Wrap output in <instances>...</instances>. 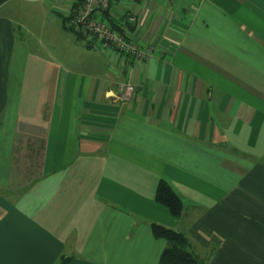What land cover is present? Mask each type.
<instances>
[{
    "label": "crops",
    "instance_id": "crops-1",
    "mask_svg": "<svg viewBox=\"0 0 264 264\" xmlns=\"http://www.w3.org/2000/svg\"><path fill=\"white\" fill-rule=\"evenodd\" d=\"M16 1L0 6V264H158L153 222L205 264H264V0L111 3L142 62Z\"/></svg>",
    "mask_w": 264,
    "mask_h": 264
},
{
    "label": "built area",
    "instance_id": "built-area-1",
    "mask_svg": "<svg viewBox=\"0 0 264 264\" xmlns=\"http://www.w3.org/2000/svg\"><path fill=\"white\" fill-rule=\"evenodd\" d=\"M117 0H73L70 9L66 12L69 17L67 26L82 34L85 44H97L106 50L118 52L124 59H135L138 62L145 60L148 50L141 48L127 32L115 30L105 17L111 3ZM143 4L146 0H137ZM75 6L72 11V7ZM130 23L136 21L134 14H127ZM136 87L132 82H124L118 86L117 96L122 102L133 99Z\"/></svg>",
    "mask_w": 264,
    "mask_h": 264
},
{
    "label": "trees",
    "instance_id": "trees-1",
    "mask_svg": "<svg viewBox=\"0 0 264 264\" xmlns=\"http://www.w3.org/2000/svg\"><path fill=\"white\" fill-rule=\"evenodd\" d=\"M7 1L9 0H0V6ZM74 7H72V11L75 9ZM105 17L115 30L125 31L121 21L112 19L108 14V10L105 13ZM68 19L69 17L66 15L63 16V25L75 35L78 42H82V34L67 26ZM124 20L125 27L132 30V24L129 23L126 17H124ZM90 45L92 44H86L88 47ZM154 197L156 203L165 207L173 217L177 219L181 217L184 210L183 201L168 181L165 179L158 180ZM150 227L154 238L165 241V247L161 252L158 264H205L195 253L192 243L184 233L154 222L150 224ZM71 260V257L62 256L55 264H69Z\"/></svg>",
    "mask_w": 264,
    "mask_h": 264
},
{
    "label": "rangeland",
    "instance_id": "rangeland-1",
    "mask_svg": "<svg viewBox=\"0 0 264 264\" xmlns=\"http://www.w3.org/2000/svg\"><path fill=\"white\" fill-rule=\"evenodd\" d=\"M72 0H62L61 2H58V0H45V1H38V0H18L15 4V9L17 11H26L32 10L36 8L38 13L40 15L38 22H43L44 24L50 23V24H61L63 25V16L66 15L63 11L65 4H68L67 2H71ZM56 7V8H55ZM46 8H49V11H47ZM22 15L25 14V12ZM49 12V13H47ZM20 35L24 36V33L22 30H18Z\"/></svg>",
    "mask_w": 264,
    "mask_h": 264
}]
</instances>
